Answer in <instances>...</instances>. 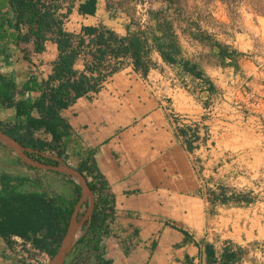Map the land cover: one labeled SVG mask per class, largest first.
Here are the masks:
<instances>
[{
    "label": "crops",
    "instance_id": "crops-1",
    "mask_svg": "<svg viewBox=\"0 0 264 264\" xmlns=\"http://www.w3.org/2000/svg\"><path fill=\"white\" fill-rule=\"evenodd\" d=\"M143 7L134 1L125 7L122 0H65L60 13L71 34L103 26L124 37L136 29L133 23L151 29ZM5 17H12L9 2L0 0V76L10 80L14 101L36 100L57 60V45L47 40L36 52L33 40L18 41L19 32ZM26 32L24 26L20 35ZM148 42L155 67L145 77L127 57L95 92L58 113L70 128L66 163L74 161L67 164L77 170L93 162L112 196L107 235L98 246L101 264H238L251 237L264 232V202L244 203L240 195L251 154L239 149L240 136L222 107L240 72L208 66L203 56H175L172 64ZM87 59L79 56L74 69L83 72ZM32 80L33 91L20 95ZM32 117L39 115L33 111ZM15 122V108L0 105V126ZM195 125L198 137L192 140ZM32 138L50 142L41 133ZM0 241V264H15Z\"/></svg>",
    "mask_w": 264,
    "mask_h": 264
},
{
    "label": "trees",
    "instance_id": "trees-1",
    "mask_svg": "<svg viewBox=\"0 0 264 264\" xmlns=\"http://www.w3.org/2000/svg\"><path fill=\"white\" fill-rule=\"evenodd\" d=\"M64 1L8 0L12 17L5 19L19 32L18 41L33 40L36 52L43 50L47 40L57 45V60L48 80L37 88L39 97L33 101H14L10 80L0 76V105L14 107L16 120L13 126H0V130L26 148V154L32 160L51 166H57L59 161L67 164L69 157L65 141L70 137V128L59 117L60 110L95 92L108 77L121 69L122 60L127 57L131 58L133 69L145 77L155 67L148 58V40L167 62L175 64L177 55L170 26L164 23L161 36L151 29H141L137 23H133L136 29L124 37L103 26L85 27L76 35L66 32L63 29L66 15L60 13ZM153 15L156 17L159 13ZM24 26H27V32L21 36ZM194 38L203 42L200 37ZM214 46L218 48L216 56L224 61L227 50L218 44ZM82 54L88 59L84 71L78 72L73 66ZM34 85V80L24 85L20 95L26 90L33 91ZM33 111L38 113V118L32 117ZM35 133L48 135L50 142L33 140ZM190 149L191 143H188L187 150ZM77 170L92 190L94 207L90 219L84 222V227L88 225L86 233L66 256L64 264H90L92 259L95 264H101L98 246L107 235L106 221L113 212L112 196L93 162L86 160ZM48 177L53 181H47ZM79 198L80 188L70 177L30 167L11 149L0 144V239L8 247L12 246L11 237L16 236L52 258L58 251ZM220 199L222 202L227 200L224 195Z\"/></svg>",
    "mask_w": 264,
    "mask_h": 264
},
{
    "label": "rangeland",
    "instance_id": "rangeland-1",
    "mask_svg": "<svg viewBox=\"0 0 264 264\" xmlns=\"http://www.w3.org/2000/svg\"><path fill=\"white\" fill-rule=\"evenodd\" d=\"M133 1L144 4L145 14L149 16L147 22L155 33L163 32V23L170 26L177 57L203 56L208 66L233 68L240 72L233 84L235 92L231 90L227 99H223L222 107L234 125L233 133L240 136L239 149L251 154L249 173L243 175L245 185L240 191L241 200L244 203L264 202V189L255 192L264 187V0H122V3L126 7ZM153 13H159V16L155 17ZM217 44L227 50L222 62L216 56L218 48L214 45ZM241 59L248 61L249 65L242 68L238 63ZM183 86L188 87V84ZM188 89L192 91L190 87ZM192 129L196 133L191 136L196 140L197 126ZM203 136L206 137V133ZM67 163L73 165L74 161L68 160ZM48 178L47 181H53ZM86 204L78 211L79 221L87 213ZM260 220L264 225V217ZM251 240L243 247L238 264H264L263 229ZM0 243L5 246L2 241ZM15 245L20 246L19 251L12 249ZM12 246L9 253L15 264H47L51 259L24 244L12 242ZM90 264L95 261L92 259Z\"/></svg>",
    "mask_w": 264,
    "mask_h": 264
},
{
    "label": "water",
    "instance_id": "water-1",
    "mask_svg": "<svg viewBox=\"0 0 264 264\" xmlns=\"http://www.w3.org/2000/svg\"><path fill=\"white\" fill-rule=\"evenodd\" d=\"M0 144L8 149H11L16 154V156L26 165L41 170L54 171L59 174L68 176L79 186L80 198L74 207L67 230L61 240L58 251L47 263V264H64L66 256L71 252V250L75 247V245L80 241V239L86 233L88 229V225H86L83 228V224L85 220L90 219L93 211L94 199H93L92 190L90 189L87 180L78 170L68 166L67 164H63L62 162L59 161L58 158H55L56 160L59 161V164L57 166H51L32 160L26 154V152L28 151L26 148H24L17 141H15L10 136L6 135L1 130H0ZM86 202L88 203L87 213L82 221H78L77 219L78 211L81 208V206Z\"/></svg>",
    "mask_w": 264,
    "mask_h": 264
},
{
    "label": "built area",
    "instance_id": "built-area-1",
    "mask_svg": "<svg viewBox=\"0 0 264 264\" xmlns=\"http://www.w3.org/2000/svg\"><path fill=\"white\" fill-rule=\"evenodd\" d=\"M194 139H195V136L192 137V140H194ZM11 241L14 242V243H18V244H24V245H26L27 248H31L32 247V245L29 242H25L24 240H22L21 238H18V237H12L11 238ZM12 249L14 251H19L20 246H18V247L16 245L15 246H12ZM32 251L37 252V253H40L41 255H44L45 254L43 252L38 251L37 249H35L33 247H32ZM30 262L34 263V260H31ZM42 264H44V263H42Z\"/></svg>",
    "mask_w": 264,
    "mask_h": 264
}]
</instances>
